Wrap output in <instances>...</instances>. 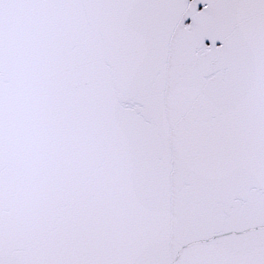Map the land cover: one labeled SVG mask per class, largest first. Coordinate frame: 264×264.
<instances>
[{
  "label": "snow or ice",
  "instance_id": "snow-or-ice-1",
  "mask_svg": "<svg viewBox=\"0 0 264 264\" xmlns=\"http://www.w3.org/2000/svg\"><path fill=\"white\" fill-rule=\"evenodd\" d=\"M0 264H264V0H0Z\"/></svg>",
  "mask_w": 264,
  "mask_h": 264
}]
</instances>
